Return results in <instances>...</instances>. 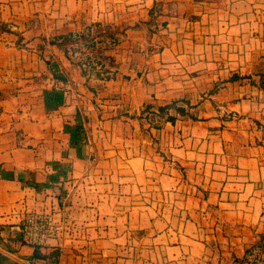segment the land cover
Segmentation results:
<instances>
[{
	"label": "crops",
	"instance_id": "1",
	"mask_svg": "<svg viewBox=\"0 0 264 264\" xmlns=\"http://www.w3.org/2000/svg\"><path fill=\"white\" fill-rule=\"evenodd\" d=\"M52 2L45 28L79 29ZM125 3L116 76L88 79L0 0V264H241L264 240V0ZM30 210L64 235L23 242Z\"/></svg>",
	"mask_w": 264,
	"mask_h": 264
},
{
	"label": "rangeland",
	"instance_id": "2",
	"mask_svg": "<svg viewBox=\"0 0 264 264\" xmlns=\"http://www.w3.org/2000/svg\"><path fill=\"white\" fill-rule=\"evenodd\" d=\"M2 2H9V0H1ZM17 1L19 3V8H21V15L20 17L22 18V23H24L25 28H33L39 38L42 39V41L35 40V42L39 43V46H44L46 47V44L50 42V40L53 38L54 35H58L60 33H53V30H48L45 28L47 27V24L50 23L51 19H57V11L55 9H49V6L45 3L51 2V0H13ZM53 4L57 0H52ZM62 2L63 0H59ZM80 0H64V3L62 4L65 5L66 11L64 12L63 15L60 16L61 19L64 20L65 24L73 25L75 22L81 20V26L79 29H77L76 32L79 34L80 32L88 31L89 27H92V33H97L98 30L100 29H105L107 24L112 25V29L119 28V30H122V28H125L127 25V20L129 18V13H132L136 10V6L138 3H132L129 6H134L133 8L128 7V3H125L127 0H83L81 4L79 5ZM28 3V5L26 4ZM28 6V8H27ZM52 8V5L51 7ZM97 13L96 15H99L100 13H106L109 12L110 18L113 19H108L109 21H105L106 19L102 20H92L90 23H85L87 21V18L89 17L88 14H92V17H94V13ZM91 11V12H90ZM94 14V15H93ZM95 18V17H94ZM116 18L119 20L124 19V21L117 22ZM20 19V18H19ZM101 22V25L99 23ZM86 25H83V24ZM98 23V24H97ZM9 22H5L3 20H0V28L11 31L12 29L10 28L11 26H8ZM67 27V28H68ZM18 34L21 33L20 29L13 28ZM40 32V33H39ZM16 34V33H15ZM17 34V35H18ZM82 45V44H81ZM83 49L77 50L76 53L73 52L72 50V56L73 59L79 60L84 58L89 50L85 45L82 46ZM46 50V49H45ZM111 66V64H109ZM89 66V64H88ZM99 67V65H98ZM94 76V75H93ZM157 108V107H156ZM158 109V108H157ZM153 110V109H152ZM147 116V115H146ZM161 121V118L158 117L157 120H154L151 122L152 124H156ZM68 218V216H67ZM66 222V230L69 225L68 220H65Z\"/></svg>",
	"mask_w": 264,
	"mask_h": 264
},
{
	"label": "trees",
	"instance_id": "3",
	"mask_svg": "<svg viewBox=\"0 0 264 264\" xmlns=\"http://www.w3.org/2000/svg\"><path fill=\"white\" fill-rule=\"evenodd\" d=\"M154 11L155 9H151L152 13ZM99 25H101V22ZM125 29L126 27L122 28V30H119V28L112 29V25L107 24L105 29H100L95 34L92 33V27H89L87 32L84 31L80 32L79 34L74 31H70L67 33L54 35L50 40V43L58 45L70 59H73L70 50L76 52L77 50L83 49L82 46L85 45L87 48H89L88 52H86L87 55L84 58L76 61L82 67V72L88 76V79L90 77L109 79L116 76V70L111 68V66H114V64L107 66L102 56L106 48H110L118 43L120 35L125 34ZM238 77L239 74H233L231 76L232 79ZM259 84L264 89L263 72L261 73ZM152 107V104H147L145 106L144 112H146L147 117H149L151 113H154L165 117L166 120H175V116L169 113V109L172 107L181 114L186 112L185 108L178 104L177 100H174L173 102L166 105L157 106V112L152 110Z\"/></svg>",
	"mask_w": 264,
	"mask_h": 264
},
{
	"label": "built area",
	"instance_id": "4",
	"mask_svg": "<svg viewBox=\"0 0 264 264\" xmlns=\"http://www.w3.org/2000/svg\"><path fill=\"white\" fill-rule=\"evenodd\" d=\"M65 222L45 211H27L22 219L23 242L41 246L51 238H60L66 231ZM241 264H264V240L249 246Z\"/></svg>",
	"mask_w": 264,
	"mask_h": 264
}]
</instances>
